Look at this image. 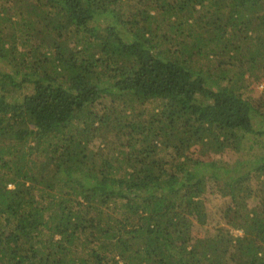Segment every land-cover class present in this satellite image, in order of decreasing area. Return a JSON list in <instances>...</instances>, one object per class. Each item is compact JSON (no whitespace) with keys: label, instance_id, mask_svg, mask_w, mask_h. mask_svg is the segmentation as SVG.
<instances>
[{"label":"trees","instance_id":"16d2710c","mask_svg":"<svg viewBox=\"0 0 264 264\" xmlns=\"http://www.w3.org/2000/svg\"><path fill=\"white\" fill-rule=\"evenodd\" d=\"M263 82L264 0H0V264H264Z\"/></svg>","mask_w":264,"mask_h":264},{"label":"rangeland","instance_id":"374dc122","mask_svg":"<svg viewBox=\"0 0 264 264\" xmlns=\"http://www.w3.org/2000/svg\"><path fill=\"white\" fill-rule=\"evenodd\" d=\"M256 90L249 89L247 90L246 93L249 95V97L252 95L254 91L256 92H263L264 91V82L260 85H257ZM149 108L151 109L153 105H148ZM252 144L254 145V139L251 141ZM263 152V148L261 147V140L256 141L255 147L251 149H247L246 151H243L239 153V156L234 158L233 156H230L231 162L230 164H234V166L238 167V171L240 172H245L249 171L254 168V165L256 164L257 159L260 157L261 153ZM227 161V160H226ZM228 162V161H227ZM242 164V166H241ZM217 197L209 194L207 195V208L212 214V218L214 221L219 220V209H217L216 203L218 200L216 199ZM256 205V201L253 202L252 206ZM209 229H213L212 223L209 226ZM233 234L235 236H240L241 232L240 231H234Z\"/></svg>","mask_w":264,"mask_h":264}]
</instances>
